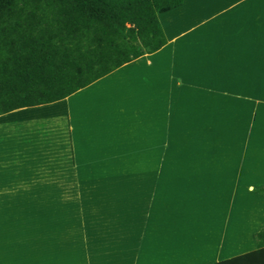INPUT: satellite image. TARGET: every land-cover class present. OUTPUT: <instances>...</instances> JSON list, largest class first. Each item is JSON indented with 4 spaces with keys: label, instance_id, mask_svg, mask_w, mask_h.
<instances>
[{
    "label": "crops",
    "instance_id": "0c3cea01",
    "mask_svg": "<svg viewBox=\"0 0 264 264\" xmlns=\"http://www.w3.org/2000/svg\"><path fill=\"white\" fill-rule=\"evenodd\" d=\"M205 5L206 0H184L181 7L159 15L167 37L163 49L179 42L184 48H215L220 56L224 48H235L222 8L202 13ZM157 53L63 100L10 113L0 108V213L6 214L0 218V264H215L257 249L255 235L264 226V196L256 192L264 187V71L259 76L251 72L249 96L241 101L237 75H210L214 62L209 54L191 64L209 72L184 84L188 91L218 97L223 114L215 125L199 123L193 116L197 108L188 110V103L194 99L202 110L213 104L191 96L186 110L194 119L181 131L183 139L171 137L167 144L155 145L150 161L153 220L144 238L101 244L96 216L81 214L77 227L57 226L51 235L50 205L26 202L31 197L88 196L90 188L81 182L92 177L76 174L77 166L96 163L101 150L104 157L106 150L138 142L147 132L146 116L153 113L154 122H161V111H156L161 94L153 102L161 60L147 59ZM199 54L202 59L203 51ZM183 60L170 58L175 64ZM251 63L264 69V61L262 66ZM172 97L171 121L178 112ZM66 167L73 168V175ZM67 181L75 182L74 187H66Z\"/></svg>",
    "mask_w": 264,
    "mask_h": 264
},
{
    "label": "trees",
    "instance_id": "16d2710c",
    "mask_svg": "<svg viewBox=\"0 0 264 264\" xmlns=\"http://www.w3.org/2000/svg\"><path fill=\"white\" fill-rule=\"evenodd\" d=\"M184 0H0V108L63 100L122 66L161 50L159 15ZM264 196V187L256 190ZM257 249L215 264H264Z\"/></svg>",
    "mask_w": 264,
    "mask_h": 264
},
{
    "label": "rangeland",
    "instance_id": "374dc122",
    "mask_svg": "<svg viewBox=\"0 0 264 264\" xmlns=\"http://www.w3.org/2000/svg\"><path fill=\"white\" fill-rule=\"evenodd\" d=\"M213 1L219 4L210 5V3H214ZM206 3L202 13H207L205 12L207 10L210 12L220 11L222 8V13L226 15V24H230V27H227V32L233 31L231 32L234 36L232 43L235 48H224L225 51L222 52L224 54L219 56L216 52L214 53L215 48H209L210 51L208 48H184L182 43L176 42V48H162L157 55L147 58L151 60L154 57L161 60L156 67V75L161 76V80L158 76L157 81L161 82L155 85L156 91L153 94L155 96L153 102H157L159 100L157 96L161 94V109L156 110L161 111V122L158 119L154 122L153 113L146 116L148 117L145 126L147 132L139 136L138 142L132 141L134 143L124 148L106 150L104 157V150H101L102 155L96 163L77 166L76 174L80 175L81 173L82 176L92 177V180L81 182L82 187L90 188V191H87L88 196L65 198L51 196L36 200L31 197V201H26L35 206L42 203L50 205L51 224L49 226L51 233L57 226L77 227V217L81 214L82 218L86 217L87 219L90 215L96 216L98 227L96 235L101 244L118 243L123 238L130 242L135 238V240L144 238L147 225H152L153 220L154 181L153 165L150 164V161L154 156L155 145H165L171 137L176 138L177 141L183 139L180 137L181 131L185 129L186 125L192 123L191 119H194L187 116L186 110V99L192 98L191 96L206 101L209 99L214 108L219 106V110L213 109V107H210L209 110L205 108L202 110L201 103L194 105V99L191 100L187 105L188 110L193 109L194 106L197 108V112L195 111L196 114L193 113V116L197 117L199 123L215 125L223 114L221 112L223 106L220 101H217L218 97H215L211 92L200 94L195 89L188 91L184 84L186 79L206 75L209 71L210 75L214 76L237 75V98L247 101L246 97L250 92L249 76L251 72H254L255 76H259L260 74L257 75V72L264 71L251 63L254 61L258 63L257 66H262L261 62L264 61V0H209V2L206 0ZM210 21L212 22V20ZM199 50L203 51L202 59V54L197 55ZM207 54L210 55L211 62H214L213 68L208 71L200 66H195L198 63L191 67L194 62L207 60ZM172 55L182 57L184 60L175 64L174 61H170ZM188 55L192 57L190 58ZM185 61H188L190 65L187 66ZM146 79L151 83L149 76L146 75ZM171 97L173 101L178 102V112L172 121L169 117ZM211 129L212 127L208 128L209 131ZM167 152L168 150H165L163 155H167ZM66 172L72 175L74 173L72 167L71 170L66 167ZM74 183L67 181L66 187H74ZM78 186L80 187V184ZM5 215L0 213V218ZM60 216H62L61 220ZM53 218L54 222L57 219L56 223L52 222ZM87 225L92 224L87 223ZM51 235H55V233Z\"/></svg>",
    "mask_w": 264,
    "mask_h": 264
}]
</instances>
